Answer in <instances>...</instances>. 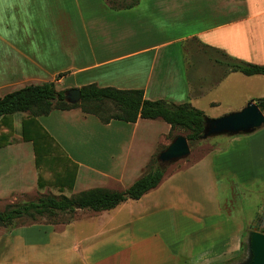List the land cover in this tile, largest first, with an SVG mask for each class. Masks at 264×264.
Here are the masks:
<instances>
[{
    "label": "crops",
    "instance_id": "obj_1",
    "mask_svg": "<svg viewBox=\"0 0 264 264\" xmlns=\"http://www.w3.org/2000/svg\"><path fill=\"white\" fill-rule=\"evenodd\" d=\"M195 23L213 25L194 29ZM212 49L264 66V0H136L130 8H113L107 0H0V98L73 77L79 89L142 90L147 100L188 103L214 119L264 97V75L222 77L224 68L215 63L221 54ZM20 120L19 131L12 124L9 143L0 148V204L30 194L125 190L144 174L155 150L171 142L170 126L160 119L102 124L80 109L53 110L36 121L76 174L70 189L39 188ZM97 122L106 134L101 140L88 129ZM214 143L220 148L165 173L138 200L100 212L75 209L60 223L4 225L0 264L239 261L246 231L264 214V127Z\"/></svg>",
    "mask_w": 264,
    "mask_h": 264
},
{
    "label": "trees",
    "instance_id": "obj_2",
    "mask_svg": "<svg viewBox=\"0 0 264 264\" xmlns=\"http://www.w3.org/2000/svg\"><path fill=\"white\" fill-rule=\"evenodd\" d=\"M134 4L135 0H130L127 4H113V8H130ZM212 50L221 54V59H216L215 63L224 68L222 77L232 72L245 76L264 75V66L249 64L216 49ZM79 90L80 100L76 104L66 103L65 92L56 91L53 83L26 86L0 98V148L9 143L12 133L8 116L26 113L21 123L20 136L23 141L32 143L39 188L50 185L59 190L70 189L76 174V165L36 121V118L48 115L53 110L80 109L83 114L95 116L102 124L113 120L135 123L137 119H160L170 126V130L186 131L184 137L189 146L201 142L206 117L202 111L188 103L177 105L164 100L150 101L144 98L142 90L101 88L95 85H86ZM255 103L264 112V97L256 99ZM110 106L113 112L109 111ZM151 160L144 174L125 190L93 188L71 197L41 195L35 201L6 206L0 212V220L9 226L18 219L35 222L44 216L72 214L75 209L100 212L113 209L128 199L138 200L156 188L165 174V170L157 166L156 159ZM259 231L264 234V220ZM241 250L245 253V242L241 243Z\"/></svg>",
    "mask_w": 264,
    "mask_h": 264
},
{
    "label": "water",
    "instance_id": "obj_3",
    "mask_svg": "<svg viewBox=\"0 0 264 264\" xmlns=\"http://www.w3.org/2000/svg\"><path fill=\"white\" fill-rule=\"evenodd\" d=\"M64 100L68 104H76L80 100L79 89H69L64 93ZM264 127V113L257 104L249 101L241 110L228 113L219 118H206L204 121L201 140L215 136H236L248 134L253 130ZM189 155L188 143L184 136L174 137L165 149L156 156L159 167H167ZM264 214L261 218H254V222L246 231L245 256L230 264H264V234L259 231L263 224ZM0 226L4 223L0 220Z\"/></svg>",
    "mask_w": 264,
    "mask_h": 264
},
{
    "label": "rangeland",
    "instance_id": "obj_4",
    "mask_svg": "<svg viewBox=\"0 0 264 264\" xmlns=\"http://www.w3.org/2000/svg\"><path fill=\"white\" fill-rule=\"evenodd\" d=\"M93 3H99L100 0H92ZM83 2V0H81V3ZM107 2L113 6V4H127L130 2V0L128 1H124V0H107ZM136 2V0H135ZM83 6V4H82ZM151 27H153V24H150ZM213 24H208V23H195L193 24V28L194 29H201V28H206L208 26H212ZM162 27V25H161ZM186 29V26L184 27ZM188 29V28H187ZM159 37V36H158ZM159 39V38H158ZM77 82H80V83H83L82 81L78 80V78L76 79ZM75 83V78H64L63 81L59 84V86L55 87L56 90H62L63 92H66L67 90L69 89H79L78 86H75L74 85ZM109 111L110 112H113V108H111V106L109 107ZM93 116V115H92ZM23 115H21V113H17V114H14L12 116H8V119H9V124L11 125L12 127V124H13V132L14 131H19V120L22 121L23 120ZM95 117V116H94ZM96 118V117H95ZM91 122H93V119H91ZM99 123H92L90 124L89 126V130L94 132L93 135L96 139L98 140H101L100 137H105V132H103L101 129H99ZM157 130L158 131H163L164 128L161 126V125H158L157 127ZM187 134L186 131L184 130H181V129H173V130H170L168 135L166 136V139L168 141H171L175 136L177 135H182V136H185ZM221 136H226V135H221ZM221 136H215V137H210V138H207L205 140H201L200 143H197V144H193V145H188L189 147V155L180 160V161H177L176 163L174 164H171L170 166H167V167H163V169L165 170V173L168 174V173H171V172H175V171H178L180 169H183L185 167H187L188 165H190L191 163H193V161L195 159H197L199 156L203 155L204 153L208 152V151H211L213 150L214 148L217 149V148H220V145L218 144H215V140L216 138H220ZM163 149H165V146L164 145H160L154 152V154L152 155V157L150 159H156V156L158 155V153L160 151H162ZM151 160V161H152ZM150 161V160H149ZM149 163V162H148ZM153 164V163H152ZM157 164V163H156ZM157 166H159L157 164ZM50 193V192H48ZM41 196V195H33V194H30V195H26L24 197H17L16 200H10V201H13L12 203H23V202H26V201H35L37 200V198ZM239 201L241 202V205L243 207V209L245 210V213H247L248 211V207L246 206V201L245 199L240 195V198H239ZM10 204V202H4V203H1L0 204V212H2L6 206H8ZM70 217H73V213L72 214H68V213H63V214H57V215H54V216H44V217H41V218H38L37 221L35 222H44V223H60V222H65V221H68L70 219ZM31 222H28L26 219H18V220H15L10 226L13 227V226H18V225H24V224H29ZM0 228H2V226H0ZM9 228V226H8ZM242 242H245V237L244 239L242 240ZM245 253L241 250V253H240V256H239V261L244 257ZM215 264V263H214ZM216 264H220V263H216Z\"/></svg>",
    "mask_w": 264,
    "mask_h": 264
}]
</instances>
